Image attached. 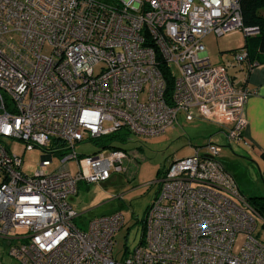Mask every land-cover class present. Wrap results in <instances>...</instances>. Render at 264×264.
<instances>
[{
	"label": "built area",
	"instance_id": "built-area-1",
	"mask_svg": "<svg viewBox=\"0 0 264 264\" xmlns=\"http://www.w3.org/2000/svg\"><path fill=\"white\" fill-rule=\"evenodd\" d=\"M236 32L258 34L243 26L240 0H0V239L9 257L115 264L122 215L95 217L79 230L69 200L80 183L125 173L133 157L118 149L82 156L77 144L117 132L158 137L178 114L241 140L250 93L232 82L231 64L211 65L201 44L210 33ZM156 55L173 78L169 101ZM233 56L254 65L243 49ZM5 139L44 149L32 176ZM204 150L170 161L153 183L143 234L119 264H264L253 237L263 219L218 161L219 147ZM53 155L60 164L49 171Z\"/></svg>",
	"mask_w": 264,
	"mask_h": 264
},
{
	"label": "rangeland",
	"instance_id": "rangeland-1",
	"mask_svg": "<svg viewBox=\"0 0 264 264\" xmlns=\"http://www.w3.org/2000/svg\"><path fill=\"white\" fill-rule=\"evenodd\" d=\"M201 44L211 65H219L221 62L230 64L234 61V52L230 50L243 46L244 35L242 32L223 36L210 33L202 39ZM237 66L239 65L236 64L232 68L229 66L228 75L229 73L234 75ZM220 138L223 139V136L217 133L215 124L201 119L186 121L182 114L177 115L175 125L161 136L144 139L129 134L122 147L132 154L133 161L126 165V172L112 174L106 181L79 184L80 191L74 197L77 204L75 212L79 213V217L74 219L75 226L79 230H85L91 219L119 212L124 219V225L115 234L113 249V259L115 264H119L122 252L134 250L143 234L142 220L146 208L156 194L157 185L153 183L157 180L158 171L164 170L170 161L176 158L192 155L197 148L201 149L200 152H204L207 145L219 147L218 157L225 156L229 148L226 142H222ZM4 145L12 154L21 157V171L28 177L39 169L41 158L46 156V153L43 152L44 149L33 148L30 151H25L23 144L18 141L5 139ZM97 150L98 145L93 142L77 144L75 147L76 154L82 156H90ZM59 158L58 155H53L47 170L56 169L60 164ZM74 166V163L69 164L72 170H74ZM249 170L251 169L249 168ZM255 171H257L256 168ZM259 183L262 186L260 179ZM248 185L253 184L248 182ZM252 188L249 187V189ZM253 237L264 246L263 220L256 221ZM240 244L241 238L238 237L235 250L239 248ZM9 249L6 241L0 239V262L2 264H17L9 257Z\"/></svg>",
	"mask_w": 264,
	"mask_h": 264
},
{
	"label": "crops",
	"instance_id": "crops-1",
	"mask_svg": "<svg viewBox=\"0 0 264 264\" xmlns=\"http://www.w3.org/2000/svg\"><path fill=\"white\" fill-rule=\"evenodd\" d=\"M250 58L249 63L254 64L252 67L241 64L237 66L234 75L229 73L235 86L245 88L250 93L244 104L246 127L241 140L228 142L225 137L226 129L216 125L217 133L223 136L220 140L225 141L229 148L225 156L218 157V161L223 169L234 178L240 193L245 198H264V56ZM220 64L229 63L221 62ZM230 64L231 68L236 65L233 61ZM249 168L253 171L251 172ZM248 182L253 185H248ZM249 187L254 189H249ZM79 191L78 186L75 196ZM75 196L69 200L74 211L77 209ZM76 214L79 216V213Z\"/></svg>",
	"mask_w": 264,
	"mask_h": 264
},
{
	"label": "trees",
	"instance_id": "trees-1",
	"mask_svg": "<svg viewBox=\"0 0 264 264\" xmlns=\"http://www.w3.org/2000/svg\"><path fill=\"white\" fill-rule=\"evenodd\" d=\"M240 9L243 26L246 28H256L258 30V34L251 37H244L243 46L232 51L235 53L241 49L245 50L249 62L251 60L250 57L257 58L264 56V0H240ZM156 59L158 62V67L162 72L166 83L164 97L166 101H169L172 91L173 78L169 69L161 63L160 57L158 55H156ZM128 135L129 134L127 132H117L115 134L100 137L85 143L93 142L95 145H98V150L95 153L109 149L124 150L122 147L123 142L126 140ZM164 170L158 171L157 178L160 177ZM246 199L249 205L264 221V198L252 197Z\"/></svg>",
	"mask_w": 264,
	"mask_h": 264
}]
</instances>
